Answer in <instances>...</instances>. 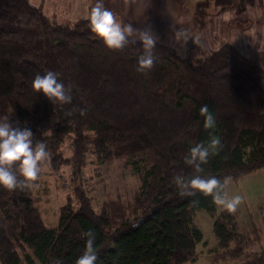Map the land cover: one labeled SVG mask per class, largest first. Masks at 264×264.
Returning <instances> with one entry per match:
<instances>
[{"label": "trees", "instance_id": "obj_1", "mask_svg": "<svg viewBox=\"0 0 264 264\" xmlns=\"http://www.w3.org/2000/svg\"><path fill=\"white\" fill-rule=\"evenodd\" d=\"M212 1L215 10L248 0ZM134 40L108 50L88 19L57 25L27 0H0V119L31 128L34 144L44 142L49 153L39 175L45 166H67L74 190L57 226L48 227L28 188H0V264H75L86 232L95 237L96 264H186L202 240L193 222L198 210L213 219V263L264 264L258 245L264 208L262 225L250 220L243 233L232 211L217 213L211 196L182 197L174 183L177 175L194 174L185 157L212 136L220 146L201 175L237 182L264 168V52L244 55L228 43L215 51L180 37L172 46L157 42L153 67L141 72ZM47 71L71 87V104L32 91L34 77ZM204 106L213 129L203 127ZM65 140L70 157L61 151ZM89 156L100 164L125 160L138 186L126 195L104 190L98 206L83 183Z\"/></svg>", "mask_w": 264, "mask_h": 264}, {"label": "rangeland", "instance_id": "obj_2", "mask_svg": "<svg viewBox=\"0 0 264 264\" xmlns=\"http://www.w3.org/2000/svg\"><path fill=\"white\" fill-rule=\"evenodd\" d=\"M137 1L139 3L133 5L135 17L120 19L119 15L116 14L117 18L131 23L134 28H148L150 14L147 8L142 10L143 4H147V0ZM162 1L168 0H161L160 3ZM171 1H174L172 3L173 10L179 8V13H190L195 16V19L193 17L192 20L193 27L190 28L192 31L187 32V25L184 24L176 27L177 31L173 37L171 34L165 37L163 33L156 36L157 42L172 46L180 40V37L186 40L193 36L204 49L207 47L216 51L228 43L244 55H249L251 51L264 52V0H248L241 7L238 3L233 8L218 7L215 10L213 1L212 3H207L208 0ZM27 2L33 7L41 8L53 24L71 25L79 20L88 19L89 10L96 0H27ZM163 9L162 15L166 16L170 9L166 6H163ZM206 15L209 18L204 22L202 18ZM262 87L264 90V81ZM61 151L64 157H70L71 150L68 140L64 141ZM87 163L83 183L95 191L92 196H94L98 206L104 190L111 194L126 195L135 190L139 184L125 160H114L111 163L100 164L95 157L89 156ZM41 171L42 174L38 176L36 181L32 182L35 187L28 188L27 191L44 224L48 227H56L60 207L73 197L74 190L70 182L71 171L67 166L61 167L59 171H53L45 166ZM222 185V191L227 198L237 195L241 197V202L236 210L232 211L237 216L241 232L246 233L248 231L250 220L261 226L258 208H264V168L241 178L237 182L229 179L224 180ZM216 209L219 213L223 207L216 205ZM0 220L5 222L3 217ZM193 222L196 228L200 230L202 240L196 245L195 260L186 264H233V262L222 261L213 263L211 260L212 254L217 248V240L212 231L213 219L211 216L205 210H198L194 213ZM6 227L9 235L17 240L18 233L13 229V226L6 223ZM258 238L259 247L264 248V225L261 226ZM253 250L258 249L253 248Z\"/></svg>", "mask_w": 264, "mask_h": 264}, {"label": "clouds", "instance_id": "obj_3", "mask_svg": "<svg viewBox=\"0 0 264 264\" xmlns=\"http://www.w3.org/2000/svg\"><path fill=\"white\" fill-rule=\"evenodd\" d=\"M88 27L91 34L108 50H121L135 37L133 42L139 43L142 49L137 59V70L143 72L153 67L156 59L153 50L157 37L150 28L138 29L131 23H123L113 11L105 7L104 0H96L90 8ZM31 89L51 103H72L71 87H66L56 72L47 71L43 75H36L32 80ZM200 111L204 116L203 127L213 129L215 118L207 106L202 107ZM80 114L85 113L82 110ZM33 138L31 128L14 125L8 118L0 119V188L24 190L35 187L32 182L39 176V164L49 158V153L44 142L38 141L34 144ZM219 146V137L212 136L206 144L198 143L191 147L185 157V163L192 167L194 174L191 177L177 175L174 183L182 197H190L194 193L211 196L216 205L234 212L241 202V197L237 195L227 198L219 179L210 174L201 175L204 172L202 166L207 164L210 155L214 154ZM84 236V250L75 264H96L94 234L86 232Z\"/></svg>", "mask_w": 264, "mask_h": 264}, {"label": "crops", "instance_id": "obj_4", "mask_svg": "<svg viewBox=\"0 0 264 264\" xmlns=\"http://www.w3.org/2000/svg\"><path fill=\"white\" fill-rule=\"evenodd\" d=\"M104 0L105 7L109 8L111 11L114 10L115 14H118L120 19L127 17H135L134 16V9L133 5L136 3L138 4L139 1L137 0ZM161 1V0H160ZM159 0H147V4H143L142 10L147 8V11L150 14V22L148 24V28L151 29V31L156 35H160L163 33V36L167 37V35L171 34L172 37L176 33V27H179L181 25H187V32L190 31V28L193 27V17L195 19V16H193L190 13H179L178 9L173 10L172 3L174 1L168 0V1H162L165 2V4L160 3ZM160 4V5H159ZM163 6H166L168 9H170V12L167 13L166 16L162 15L164 9ZM251 8V7H248ZM247 9V8H244ZM173 10V11H171ZM133 11V12H132ZM162 15V16H161ZM209 16L206 15V17L202 18V21L207 19ZM206 20V21H207ZM123 23L127 24V21H123ZM192 31V30H191ZM190 31V32H191ZM186 32V33H187Z\"/></svg>", "mask_w": 264, "mask_h": 264}]
</instances>
